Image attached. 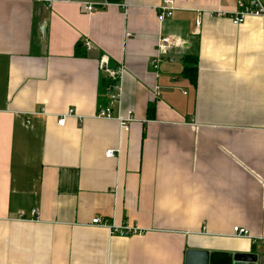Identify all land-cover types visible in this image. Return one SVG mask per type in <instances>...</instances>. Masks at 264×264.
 Masks as SVG:
<instances>
[{"label":"crops","instance_id":"obj_1","mask_svg":"<svg viewBox=\"0 0 264 264\" xmlns=\"http://www.w3.org/2000/svg\"><path fill=\"white\" fill-rule=\"evenodd\" d=\"M239 1L175 0L160 22L161 0H0V264H264V21L234 25ZM162 36L185 43L156 70ZM103 57L125 68L112 119L96 116Z\"/></svg>","mask_w":264,"mask_h":264},{"label":"built area","instance_id":"obj_2","mask_svg":"<svg viewBox=\"0 0 264 264\" xmlns=\"http://www.w3.org/2000/svg\"><path fill=\"white\" fill-rule=\"evenodd\" d=\"M95 6L89 4L86 6V12H92ZM175 0H161L159 6L157 7V18L160 22L173 16L176 10ZM231 18L234 25H240L246 21L249 17H258L264 21V2L262 0H240L237 4V8L225 14ZM185 41L177 36H162L159 38L157 43V54L153 60V67L157 70L160 66V62L167 57V53L174 47H179L184 44ZM90 43L86 42L85 46L90 48ZM168 59L172 60L171 57ZM101 68L107 74L108 78L111 79V84L107 91V104L105 106H100L96 116L99 118H114L113 108L116 104L120 102L121 99V89H122V77L125 72L123 65L112 68L109 66V61L107 57H103L101 60ZM160 95V87L156 85L151 91L152 100H155ZM75 115V110L73 108L69 109L67 114L61 115L58 119V124L63 125L65 123V118L67 116ZM120 120L121 126L128 128L129 122L132 121V117L118 118ZM106 155L108 157L115 156L114 150H109ZM36 211H33V215H36ZM92 224L107 227L111 234L118 233L120 235H140L143 231L137 226H115L114 224H108L107 220L101 217H95L92 220ZM233 233L235 236H248L249 232L246 228L235 226L233 228ZM259 241L264 242V238H257Z\"/></svg>","mask_w":264,"mask_h":264},{"label":"water","instance_id":"obj_3","mask_svg":"<svg viewBox=\"0 0 264 264\" xmlns=\"http://www.w3.org/2000/svg\"><path fill=\"white\" fill-rule=\"evenodd\" d=\"M44 31V28H42ZM186 264H258L254 253L209 252L207 250H189Z\"/></svg>","mask_w":264,"mask_h":264},{"label":"trees","instance_id":"obj_4","mask_svg":"<svg viewBox=\"0 0 264 264\" xmlns=\"http://www.w3.org/2000/svg\"><path fill=\"white\" fill-rule=\"evenodd\" d=\"M109 3H118L122 2V0H108ZM76 55L84 56L85 53L82 49V45L80 43L76 44ZM185 68L183 71V76L187 78L193 85L197 84V72H198V57L197 56H187L185 57ZM111 84V79L105 77L102 78L100 83V105L104 106L107 103L105 97L107 95L108 87Z\"/></svg>","mask_w":264,"mask_h":264}]
</instances>
